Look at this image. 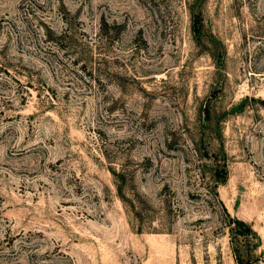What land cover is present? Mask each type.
<instances>
[{"label": "rangeland", "instance_id": "rangeland-1", "mask_svg": "<svg viewBox=\"0 0 264 264\" xmlns=\"http://www.w3.org/2000/svg\"><path fill=\"white\" fill-rule=\"evenodd\" d=\"M205 151L264 264V0H0V264H236Z\"/></svg>", "mask_w": 264, "mask_h": 264}, {"label": "trees", "instance_id": "trees-1", "mask_svg": "<svg viewBox=\"0 0 264 264\" xmlns=\"http://www.w3.org/2000/svg\"><path fill=\"white\" fill-rule=\"evenodd\" d=\"M192 29L197 45L204 46L206 42H209L204 41L205 32L201 13H194ZM214 114L215 110L209 103L201 106L200 115L203 116V126H205V124L208 126L212 124L214 121ZM222 152L212 153L210 151H205L203 155L208 158L206 160H209V163H206L204 166L210 168L209 174L213 182L209 192L214 196L216 201L222 206L227 214V221L225 224L236 264H255L258 260L257 249L261 244V239L258 233L254 230L251 224L241 219L231 217L226 211L222 201L219 199L218 188L221 185L226 184L229 178L226 155ZM111 173L114 177L117 195L128 208L130 213L136 218L141 226L142 223H144V216L146 215L148 216V224L153 225L155 221L158 220L157 211L153 209L146 198L141 197L139 194H128V179L126 171L124 169H111ZM151 211L154 212L152 215L149 213ZM141 230H143L142 227Z\"/></svg>", "mask_w": 264, "mask_h": 264}]
</instances>
